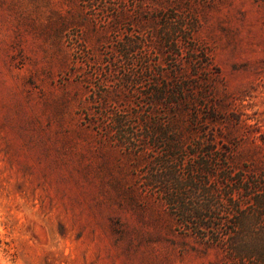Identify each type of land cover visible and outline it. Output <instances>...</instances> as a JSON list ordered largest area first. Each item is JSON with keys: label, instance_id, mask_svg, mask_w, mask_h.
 <instances>
[{"label": "rangeland", "instance_id": "1", "mask_svg": "<svg viewBox=\"0 0 264 264\" xmlns=\"http://www.w3.org/2000/svg\"><path fill=\"white\" fill-rule=\"evenodd\" d=\"M0 258L264 264V0H0Z\"/></svg>", "mask_w": 264, "mask_h": 264}, {"label": "trees", "instance_id": "2", "mask_svg": "<svg viewBox=\"0 0 264 264\" xmlns=\"http://www.w3.org/2000/svg\"><path fill=\"white\" fill-rule=\"evenodd\" d=\"M164 93L161 92L159 89H155V90H152V92L150 93V98H151V105H154L155 102H157L158 98H160V96H162ZM116 125L118 127V125H120L118 128L121 127L122 123L120 121H116ZM151 129V130H149ZM155 129L154 127H147L146 131H145V135H147V139H152L153 142L156 141L159 143L158 139L155 137L157 136H162V135H167L168 132L166 131V129H161L159 128L160 132L158 133H155L153 132ZM149 133V134H147ZM127 137H129V135H124L122 133V135H120V144H126V146H128L129 148H137L139 149L140 152H144L145 149H143L144 147H141L142 145H139L136 143V141H132L131 139H126ZM161 139V137H160ZM173 141V142H172ZM177 141L175 140H168L166 139V144H171V143H175ZM176 149V148H175ZM170 150L171 151H174V147H171L169 146L168 147V151ZM177 150V149H176ZM158 164H160V166L163 167V169L165 170L166 172V175H167V178L168 179H171L173 178V170H174V167L169 164V162H158ZM205 164L203 163H200L198 165L197 168H199L200 170H202L203 168H205ZM173 180V179H171ZM173 184L175 186H177V182L176 180H173L172 181ZM168 186V185H167ZM200 190V189H199ZM202 191L204 192L205 190L202 189ZM164 192H165V196H166V199H165V203L169 206V207H172L173 210H176L178 211L179 213L182 214V217L184 218L183 219V225L187 226L189 224H192L193 227H195L196 230H201V229H207L206 226L207 225V222L205 221L206 218H205V214L207 212H211V204L208 202V200L205 199L206 202H203V203H190V204H187V203H181L178 201H176L175 197L172 195V191H171V188L170 186L166 187L164 189ZM192 217L191 220H193L194 222L190 223L186 217L189 216Z\"/></svg>", "mask_w": 264, "mask_h": 264}, {"label": "bare ground", "instance_id": "3", "mask_svg": "<svg viewBox=\"0 0 264 264\" xmlns=\"http://www.w3.org/2000/svg\"><path fill=\"white\" fill-rule=\"evenodd\" d=\"M0 264H6V261L4 262V261L0 258Z\"/></svg>", "mask_w": 264, "mask_h": 264}]
</instances>
